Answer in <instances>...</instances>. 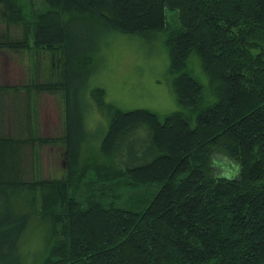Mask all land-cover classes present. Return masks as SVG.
Segmentation results:
<instances>
[{"label": "trees", "instance_id": "obj_1", "mask_svg": "<svg viewBox=\"0 0 264 264\" xmlns=\"http://www.w3.org/2000/svg\"><path fill=\"white\" fill-rule=\"evenodd\" d=\"M27 1L0 0L9 30L20 29L18 36L8 32L5 48L31 58L54 49L60 63L40 82L41 65L30 62L36 72L29 82L0 87V110L4 92L62 97L64 136L44 141L66 146L69 171L51 184L23 179V146L38 137L0 136V264L23 262L19 241L32 205L26 195L51 225L43 264H264V0ZM43 2L46 11L37 8ZM105 31L165 37L177 111H125L97 86L92 96L108 125L89 136L90 107L79 90ZM193 56L212 104L205 105V86L187 70ZM38 109L30 115L39 117ZM87 143L95 147L86 157L92 163L83 157ZM88 182L95 191L86 199L68 195L72 183ZM15 193L26 210L21 216Z\"/></svg>", "mask_w": 264, "mask_h": 264}, {"label": "rangeland", "instance_id": "obj_2", "mask_svg": "<svg viewBox=\"0 0 264 264\" xmlns=\"http://www.w3.org/2000/svg\"><path fill=\"white\" fill-rule=\"evenodd\" d=\"M28 2L26 0L24 4ZM0 8L3 9V6L0 5ZM37 8H41L43 11L48 10L45 2L38 4ZM29 10L32 17H37L35 12L32 13L33 10ZM11 24L5 23L0 14V49H2L0 51V87L2 85L21 87L22 84L29 82V73L36 72L30 68V62L33 66L35 63H40L41 69L36 72L39 73L40 82L51 80L53 78L50 73L51 64L55 62L56 65L60 60L57 50L42 49L35 58H31L27 53L7 50L6 44L3 42L8 39L12 40L8 36V32H12L14 36H18L20 32V29L14 26L9 30ZM98 43L101 49L99 53H95L96 56L91 62L93 64L92 72L89 71L88 80L85 81L86 88L84 91L79 90V84H76L79 93L88 99L90 109L86 114L85 126L89 136L96 137L99 131L101 134L102 129L105 128L106 131L108 125V117L97 106L92 96V90L97 86L104 89L106 101L125 111L148 109L160 115H166L180 108L173 90L170 57L163 35L150 38L105 31ZM55 52L58 53L57 58L56 56L53 58ZM199 60L197 56H193L187 70L205 86L207 93L205 105H209L216 99L209 94V80L202 70ZM1 97L4 105L0 113L2 114L4 110L6 115H4V119L2 115L0 120V136L31 139L36 135L39 138L33 139L36 142L34 146H23L20 159L23 179L32 181L34 178H40L38 181L50 184L55 180L64 179L69 171L66 146L60 142L48 140L49 143H46L44 141V138L64 136L66 120L65 114H63L65 110L62 97L35 89L4 92ZM22 97L25 98L24 104L16 106L20 104L19 99ZM11 105L14 106L11 107ZM24 105L25 107H23ZM34 107L39 108V117L34 114L30 115L31 109ZM98 140L100 139L93 140V142L96 143ZM99 145L100 142L96 145L97 148L100 147ZM83 147L84 160L92 163V160L87 158L96 154L93 151L95 147L91 143H87ZM35 167L37 168L35 169ZM228 172L229 170H224L225 174ZM88 183H82L79 187L72 183L68 195L76 197L77 200L86 199L95 191L93 183ZM18 194L15 193L16 196L13 199L14 204L20 207L18 215L21 216L27 210L31 216L30 223L19 241V250L23 256L22 264H43L50 251L48 245L51 225L48 223V219L40 213L42 212L41 208H39L40 212H33L36 210L34 209V199L31 198L33 195L24 197L23 201L28 200V203L31 202L33 206L30 205V208L23 210L21 203H18L20 199ZM3 206L5 205L1 201L0 211L4 209ZM43 213H46L45 210Z\"/></svg>", "mask_w": 264, "mask_h": 264}]
</instances>
